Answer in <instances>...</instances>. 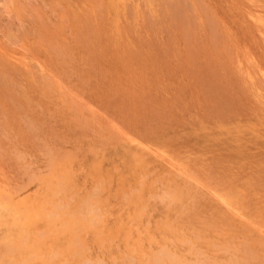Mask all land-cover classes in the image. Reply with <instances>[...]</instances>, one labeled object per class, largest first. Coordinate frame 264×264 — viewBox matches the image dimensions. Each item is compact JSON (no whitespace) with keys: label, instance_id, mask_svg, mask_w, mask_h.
<instances>
[{"label":"rangeland","instance_id":"rangeland-1","mask_svg":"<svg viewBox=\"0 0 264 264\" xmlns=\"http://www.w3.org/2000/svg\"><path fill=\"white\" fill-rule=\"evenodd\" d=\"M86 263L264 264V0H0V264Z\"/></svg>","mask_w":264,"mask_h":264},{"label":"bare ground","instance_id":"bare-ground-1","mask_svg":"<svg viewBox=\"0 0 264 264\" xmlns=\"http://www.w3.org/2000/svg\"><path fill=\"white\" fill-rule=\"evenodd\" d=\"M58 185H59V184H58ZM58 185H57V186H58ZM108 186H109V185H108ZM97 189H98V188H97ZM95 191H96V190H95ZM57 193H58V192H57ZM152 198H153V197H152ZM83 201H84V200H83ZM51 204H52V203H51ZM62 204H63V203H62ZM56 205H57V204H56ZM85 205H86V204H85ZM62 206H63V205H62ZM64 206H65V205H64ZM80 206H81V205H80ZM60 207H61V206H60ZM100 207H101V206H100ZM83 208H84V205H83ZM86 208H87V205H86ZM90 208H91V207H90ZM65 209H66V208H65ZM48 212H49V211H48ZM73 212H74V211H73ZM103 212H104V211H103ZM80 214H81V213H80ZM48 215H49V214H48ZM50 215H51V214H50ZM99 215H100V214H99ZM101 215H102V214H101ZM46 216H47V215H46ZM84 216H85V215H84ZM95 216H96V215H95ZM86 219H87V218H86ZM101 219H102V218H101ZM54 221H55V220H54ZM56 221H58V220H56ZM82 221H83V220H82ZM89 221H90V220H89ZM92 222H93V221H92ZM97 222H98V220H97ZM97 222H96V223H97ZM65 223H66V222H65ZM94 225H95V224H94ZM55 226H56V225H55ZM27 237H28V236H27ZM165 254H166V253H165ZM168 254H169V253H168ZM168 254H167V255H168ZM163 256H164V255H163ZM170 257H171V256H170ZM162 258H163V257H162ZM164 258H165V257H164ZM156 260L158 261L157 258H156ZM85 262H86V261H85ZM85 262H84V263H85ZM90 262H91V261H90ZM92 262H93V261H92ZM178 262H180V261H178ZM201 262H202V261H201ZM86 264H90V263H86ZM100 264H101V263H100ZM156 264H157V263H156ZM179 264H180V263H179Z\"/></svg>","mask_w":264,"mask_h":264}]
</instances>
